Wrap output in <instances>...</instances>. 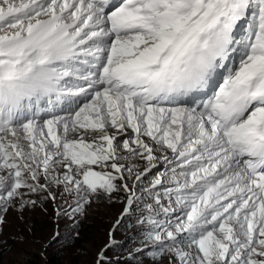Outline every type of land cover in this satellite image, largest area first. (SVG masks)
Wrapping results in <instances>:
<instances>
[{
	"label": "snow or ice",
	"instance_id": "obj_1",
	"mask_svg": "<svg viewBox=\"0 0 264 264\" xmlns=\"http://www.w3.org/2000/svg\"><path fill=\"white\" fill-rule=\"evenodd\" d=\"M57 193L73 241L143 203L136 264H264V0H0V227Z\"/></svg>",
	"mask_w": 264,
	"mask_h": 264
},
{
	"label": "rangeland",
	"instance_id": "obj_2",
	"mask_svg": "<svg viewBox=\"0 0 264 264\" xmlns=\"http://www.w3.org/2000/svg\"><path fill=\"white\" fill-rule=\"evenodd\" d=\"M157 170L163 169H154L140 184H146ZM119 196L121 199L114 202L101 199L87 207L80 219L83 222L79 224V239L75 241L69 235L71 226L65 219L57 221V204L66 207L59 193L56 203L51 200L38 202L34 209L24 210L22 219L20 213L10 210L6 222L0 227V264H93L96 253L109 243V232L113 240L106 250L109 264H136V258L130 253L141 247L147 230L141 228L137 220L141 213H147L143 203L134 205L133 212L120 219L117 225L124 206V194ZM57 231L62 234L61 240L49 244Z\"/></svg>",
	"mask_w": 264,
	"mask_h": 264
},
{
	"label": "trees",
	"instance_id": "obj_3",
	"mask_svg": "<svg viewBox=\"0 0 264 264\" xmlns=\"http://www.w3.org/2000/svg\"><path fill=\"white\" fill-rule=\"evenodd\" d=\"M78 222H79V224H80V223L82 224L83 221L81 222V220H80V221H78ZM133 223H135V222H133Z\"/></svg>",
	"mask_w": 264,
	"mask_h": 264
},
{
	"label": "water",
	"instance_id": "obj_4",
	"mask_svg": "<svg viewBox=\"0 0 264 264\" xmlns=\"http://www.w3.org/2000/svg\"><path fill=\"white\" fill-rule=\"evenodd\" d=\"M117 219H121V218H120V214L118 215V218H117Z\"/></svg>",
	"mask_w": 264,
	"mask_h": 264
}]
</instances>
